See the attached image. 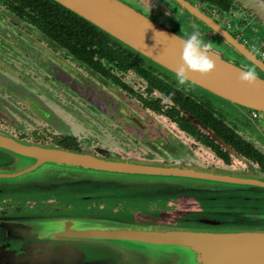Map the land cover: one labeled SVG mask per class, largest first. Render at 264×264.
<instances>
[{
  "label": "flooded vegetation",
  "instance_id": "flooded-vegetation-1",
  "mask_svg": "<svg viewBox=\"0 0 264 264\" xmlns=\"http://www.w3.org/2000/svg\"><path fill=\"white\" fill-rule=\"evenodd\" d=\"M118 1L182 39L196 32L233 64L257 66L226 35L264 65V0ZM186 87L56 0H0L2 132L96 155L264 176L256 121L264 113L229 111Z\"/></svg>",
  "mask_w": 264,
  "mask_h": 264
},
{
  "label": "water",
  "instance_id": "water-1",
  "mask_svg": "<svg viewBox=\"0 0 264 264\" xmlns=\"http://www.w3.org/2000/svg\"><path fill=\"white\" fill-rule=\"evenodd\" d=\"M56 1L174 74L182 38L161 25L118 0ZM225 37L264 75L250 51ZM210 56L214 68L189 72L188 82L218 101L264 113V76L249 85L238 79L245 68ZM22 191L38 199L24 208L55 206L49 197L62 191L163 206L126 215L0 206V264H264V229L256 228L264 223V176L257 173L96 155L0 131L1 201Z\"/></svg>",
  "mask_w": 264,
  "mask_h": 264
},
{
  "label": "rangeland",
  "instance_id": "rangeland-1",
  "mask_svg": "<svg viewBox=\"0 0 264 264\" xmlns=\"http://www.w3.org/2000/svg\"><path fill=\"white\" fill-rule=\"evenodd\" d=\"M235 56V55H232ZM237 59V57H235ZM239 64H244L243 60L238 58ZM249 67V66H248ZM194 87V86H193ZM196 88V87H195ZM197 89V88H196ZM199 90V89H198ZM201 91V90H199ZM202 92V91H201ZM204 93V92H203ZM206 94V93H204ZM208 98L212 100H217L215 97L206 94ZM222 102V101H219ZM224 103V102H222ZM229 111H235L236 107L224 103ZM226 108V107H225ZM225 110L228 112V110ZM261 119L256 120L262 127H264V114L261 113ZM254 126L255 123L252 122ZM33 192H20L16 195H6L4 198L5 201H1L2 197L0 196V206L7 207L9 204L19 206L23 202L30 200L33 201L34 204L38 203V199L36 196H32ZM86 194L94 195L95 191H86ZM49 198H55V206H51L49 208L45 207H22V209H18L19 211L25 210L28 212H44V213H100V214H108V215H126L131 213L132 211H142V212H151L152 210L159 209L158 206H163V203H156L153 205L151 202L147 200H142L140 198H115V199H103L96 198L94 200H83L78 199L77 194H69L67 192L62 191L59 195L50 196ZM73 199V200H72ZM168 207V206H166ZM165 208V207H164ZM13 211V210H10Z\"/></svg>",
  "mask_w": 264,
  "mask_h": 264
},
{
  "label": "clouds",
  "instance_id": "clouds-1",
  "mask_svg": "<svg viewBox=\"0 0 264 264\" xmlns=\"http://www.w3.org/2000/svg\"><path fill=\"white\" fill-rule=\"evenodd\" d=\"M214 68V61L211 59L209 45L196 33L192 32L180 43V62L176 65L174 76L179 85H191L188 82L189 72L205 74ZM257 70L254 66L242 69L238 79L252 85L257 80ZM185 88V91L188 90Z\"/></svg>",
  "mask_w": 264,
  "mask_h": 264
}]
</instances>
